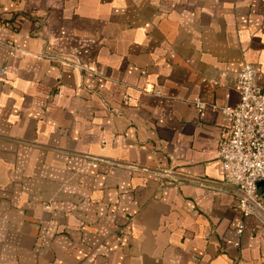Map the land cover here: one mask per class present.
Segmentation results:
<instances>
[{"label":"crops","instance_id":"1","mask_svg":"<svg viewBox=\"0 0 264 264\" xmlns=\"http://www.w3.org/2000/svg\"><path fill=\"white\" fill-rule=\"evenodd\" d=\"M244 63L264 0H0V264H264L218 155Z\"/></svg>","mask_w":264,"mask_h":264},{"label":"built area","instance_id":"2","mask_svg":"<svg viewBox=\"0 0 264 264\" xmlns=\"http://www.w3.org/2000/svg\"><path fill=\"white\" fill-rule=\"evenodd\" d=\"M56 59L55 56H51ZM1 74V73H0ZM239 101L221 107L230 118V134L218 145L223 178L237 187L236 206L243 216L264 219V89L256 82L255 68L244 63L235 73ZM195 104L202 107L201 99ZM263 181L260 188L259 183ZM242 232V226L237 230Z\"/></svg>","mask_w":264,"mask_h":264},{"label":"water","instance_id":"3","mask_svg":"<svg viewBox=\"0 0 264 264\" xmlns=\"http://www.w3.org/2000/svg\"><path fill=\"white\" fill-rule=\"evenodd\" d=\"M260 185H263V181L260 182Z\"/></svg>","mask_w":264,"mask_h":264}]
</instances>
